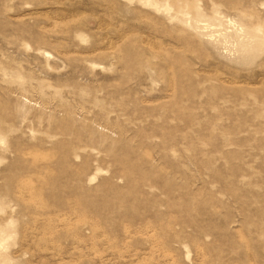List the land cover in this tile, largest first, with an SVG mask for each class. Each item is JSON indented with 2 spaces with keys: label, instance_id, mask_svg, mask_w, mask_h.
I'll list each match as a JSON object with an SVG mask.
<instances>
[{
  "label": "rangeland",
  "instance_id": "1",
  "mask_svg": "<svg viewBox=\"0 0 264 264\" xmlns=\"http://www.w3.org/2000/svg\"><path fill=\"white\" fill-rule=\"evenodd\" d=\"M0 264H264V0H0Z\"/></svg>",
  "mask_w": 264,
  "mask_h": 264
}]
</instances>
